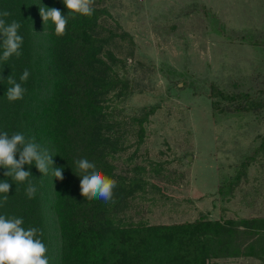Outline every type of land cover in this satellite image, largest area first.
<instances>
[{
    "label": "rangeland",
    "instance_id": "1",
    "mask_svg": "<svg viewBox=\"0 0 264 264\" xmlns=\"http://www.w3.org/2000/svg\"><path fill=\"white\" fill-rule=\"evenodd\" d=\"M98 1L124 36L107 46L106 61L125 81L109 109L148 115L143 141L132 139L118 160L119 174L148 186L131 198L128 223L264 227L254 222L264 218V0ZM43 191L46 255L58 264L50 185ZM250 250L264 263V232L243 234L238 256L210 262L262 264Z\"/></svg>",
    "mask_w": 264,
    "mask_h": 264
},
{
    "label": "trees",
    "instance_id": "2",
    "mask_svg": "<svg viewBox=\"0 0 264 264\" xmlns=\"http://www.w3.org/2000/svg\"><path fill=\"white\" fill-rule=\"evenodd\" d=\"M40 7L59 9L69 17L64 35L55 34L51 20L43 22ZM93 9L91 16H82L68 13L63 0H0V12L10 13L5 18L8 23H20L18 34L23 37L21 55L0 60V132L9 136L22 133L26 141L34 140L47 149L54 168H63L59 180L51 165L45 176L34 162L26 164L23 170L31 176L18 182L0 167V182L7 180L11 185L8 194L0 193V203L8 196L7 203L0 206V215L23 218L22 227L41 230L42 236L37 238L48 249L43 203V185L47 183L52 191L49 209L60 239L58 264H211L213 258L238 256L242 235H260L264 227H253L249 220L241 230L230 222L207 218L128 223L131 198L148 191V186L141 178L119 174L118 160L132 139L143 141L148 115L122 117L109 109L108 99L125 89V81L106 61L105 57L112 56L107 46L124 36L98 0H94ZM38 27L44 29L43 42L36 41ZM24 69L30 72L22 82L26 92L23 99L10 102L7 79L12 76L20 82ZM84 157L116 180L111 201L88 200L81 195L82 173L75 161ZM15 158L19 159V151ZM29 183L37 189L31 199L26 195ZM256 221L264 222V218ZM245 255L259 257L252 250Z\"/></svg>",
    "mask_w": 264,
    "mask_h": 264
},
{
    "label": "clouds",
    "instance_id": "3",
    "mask_svg": "<svg viewBox=\"0 0 264 264\" xmlns=\"http://www.w3.org/2000/svg\"><path fill=\"white\" fill-rule=\"evenodd\" d=\"M68 9V13L91 16L93 14L94 0H63ZM10 13L5 10L0 12V60L7 61L13 55L19 57L20 49L23 44V37L18 34L21 25L17 21L8 23L6 17ZM39 15L43 22L51 20L55 26V34L62 36L66 32L68 16L61 13L56 8L40 7ZM71 18H75L73 15ZM30 72L24 69L20 75V82L12 76L7 79L8 87L6 96L10 102L23 99L26 89L22 87V82H26ZM22 148V151L20 150ZM19 151V159L15 158ZM35 163L38 171L46 175L49 166H52V174L56 179H63V168H54L53 159L47 149H42L32 141H26L22 133H14L11 136L7 132H0V167L7 169V177L13 181L23 182L29 176L30 171L23 170L24 165ZM77 169L82 175L80 182L81 195L88 199H100L105 203L113 199V190L117 186L116 180L106 176L93 162L87 157L75 161ZM11 185L5 180L0 182V193H9ZM37 189L29 183L26 195L29 199L34 198ZM8 196H4L3 202L7 203ZM23 218L5 217L0 215V264H49L47 258V248L38 235L42 236V231L30 227H22Z\"/></svg>",
    "mask_w": 264,
    "mask_h": 264
},
{
    "label": "crops",
    "instance_id": "4",
    "mask_svg": "<svg viewBox=\"0 0 264 264\" xmlns=\"http://www.w3.org/2000/svg\"><path fill=\"white\" fill-rule=\"evenodd\" d=\"M255 258H256V257H255ZM256 260H260V261H258V262H261L262 264H264L263 261H262L261 259L256 258Z\"/></svg>",
    "mask_w": 264,
    "mask_h": 264
}]
</instances>
